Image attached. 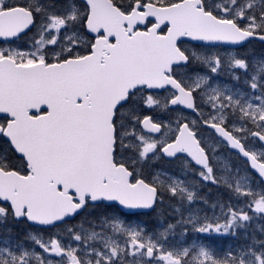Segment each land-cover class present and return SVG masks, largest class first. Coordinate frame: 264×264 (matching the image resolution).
<instances>
[{
    "label": "snow or ice",
    "instance_id": "1",
    "mask_svg": "<svg viewBox=\"0 0 264 264\" xmlns=\"http://www.w3.org/2000/svg\"><path fill=\"white\" fill-rule=\"evenodd\" d=\"M171 7L178 10L179 16L170 52L156 67L150 82L142 87L129 85L130 90L109 105L104 124L112 155L87 178L86 188L56 180L48 184L46 199L28 198L27 185L37 176L0 127V143L12 153V162L0 166V179L14 180L25 191L19 201L0 199V223L11 219L25 222L33 229L28 233V238L34 241L31 251L21 247L18 255L9 252L15 264H30L32 256L39 264H227L204 243L195 240L188 244L167 243L168 230L176 227L173 223L157 230L158 235L153 238L144 225L126 223L130 216L117 217L107 223L114 233L124 234L123 242L109 236L98 247L90 246L97 236L95 231L86 237L81 232L85 207L100 200L114 202L129 214L156 208L159 189L152 183L155 177L150 180L147 172L141 174L140 169L112 159L129 154L130 146L135 154L133 164L136 160L141 164H151L158 158L170 160L182 153L202 169L199 175L205 183L217 185L215 169L197 134V125L224 142L237 170L243 169V183L237 181L233 186L221 178L230 197L226 208L221 204L224 218L205 219L198 224L185 220L187 226L182 228L181 240L189 231L205 236L227 234L231 229L235 235L238 223L243 227L253 216H264V77L247 74L248 53L257 50L264 55V7L254 9L252 3L240 6L237 0L216 9L210 8L205 0H176ZM13 10L22 12L24 18L13 27L0 29V70L71 68L76 61L92 54L91 41L94 34L98 35L90 27L92 0H0V13ZM171 31V26L165 24L157 29V35L164 37ZM198 43L213 48L207 59L192 51L191 46ZM182 45L188 47L182 50ZM61 47L62 54L57 51ZM241 49L247 51L238 56L236 53ZM193 57L203 61L206 74L189 71L194 67ZM225 69L231 73L233 82L241 83L240 78L244 77L243 90L238 87L233 91L230 84L221 87L213 80L222 76ZM189 77H193L192 82ZM138 92L143 94L137 95ZM200 97H204L209 108L204 115ZM173 114L175 119L170 123L168 116ZM0 121L11 123L7 115H0ZM177 189L186 192L173 180L169 196L175 197ZM74 191L79 194L74 196ZM186 198L192 202L194 193L187 191ZM232 200L240 203L233 205ZM34 232H39L40 238ZM226 255L231 258L232 252ZM240 255L243 257L244 253ZM253 255L256 264H264V255ZM240 264L245 261L241 259Z\"/></svg>",
    "mask_w": 264,
    "mask_h": 264
},
{
    "label": "water",
    "instance_id": "2",
    "mask_svg": "<svg viewBox=\"0 0 264 264\" xmlns=\"http://www.w3.org/2000/svg\"><path fill=\"white\" fill-rule=\"evenodd\" d=\"M137 8L135 4L125 15L109 0H92L90 27L103 36L95 39L92 54L76 61L74 67L0 70V115L12 119L4 130L37 176L27 185L28 198L46 199L48 184L56 180L86 188L87 178L112 155L104 124L109 105L129 91V85L142 87L154 78L178 31V10L171 5L146 4L142 12ZM23 18L19 10L0 13V29L13 27ZM146 20L154 22L147 32L132 33ZM165 24L172 31L160 37L157 29ZM180 155L199 167L189 156ZM24 196L18 182L0 179V199L19 201ZM97 203L129 214L114 202Z\"/></svg>",
    "mask_w": 264,
    "mask_h": 264
},
{
    "label": "rangeland",
    "instance_id": "3",
    "mask_svg": "<svg viewBox=\"0 0 264 264\" xmlns=\"http://www.w3.org/2000/svg\"><path fill=\"white\" fill-rule=\"evenodd\" d=\"M118 2H123L125 4L124 12H129L131 10L132 4L136 1L144 3H152L157 6H163L175 3V0H116ZM10 2H15V0H10ZM207 5L210 8L216 9L219 5L220 7H228L231 4V0H205ZM238 5L243 6L246 3H252L254 9H259L264 7V0H237ZM85 47H88L87 42H84ZM92 44V43H91ZM188 46H181L182 50ZM192 51L197 53L198 55H202L204 59H207L213 52L212 47H203V46H191ZM35 51V47L32 49ZM61 54L63 53V48H58ZM245 51H238L236 54L242 55ZM191 55V52H189ZM249 67H248V75L256 74L258 77H264V57L263 56H249ZM227 59V56H225ZM253 59L255 63H253ZM194 67L190 71H199L201 74H206L203 69V61L200 59H196L193 57ZM198 65L202 68L199 70ZM241 83H236L231 80V73L225 69L224 73L220 77H213V80L219 82L222 87L224 84H230L233 91L236 88H242V81L244 79L241 76ZM193 77H189V82H192ZM211 86V82L207 87ZM207 87L204 89L205 94L207 95ZM143 93L138 92L137 95H142ZM247 97H245L246 99ZM200 107L202 108V115L207 114L209 112L208 105L204 103V97H200L199 99ZM166 114V113H165ZM181 118H183V114H181ZM168 119L171 123L173 119H175V114L168 116ZM231 122V121H230ZM236 123H239L238 121ZM197 134L200 138L201 143L207 149V154L212 162V165L215 169V174L217 177L218 184L211 185L205 183L199 173L202 171L195 169V173L192 175L190 173V162L184 158L179 157L172 163H170V169L167 170L165 168H159V165L165 163L163 162V158L154 159L151 164L145 162L141 164L139 160L133 164L132 160L135 159V154L132 151V147L129 148V154H123L126 157L118 159L122 163L128 164V166L133 169H140L141 174L145 172L148 173V177L152 180V177H155L152 180V183L156 184L158 189L166 192L169 195V186L172 184L173 180L180 184V187L184 188L187 191H191L194 193V199L192 202H188L186 198V192L182 193L177 189L176 196L178 197V207L176 213L172 215L173 221L176 225L174 229L168 230L167 243L176 244L183 243L188 244L192 240H195L197 243H204L208 247L214 250L218 259L227 261V264H240V260L243 259L245 264H256L255 256L253 253H260L264 255V216H253L251 220L244 223L243 227L239 226V223L235 227V235L232 234V230L230 229L227 234H210L202 236L201 234L192 233L189 231L187 236L181 240L180 233L182 228L187 226L184 225V221H192L193 223H202L205 219L215 220L216 218L223 219L225 209L221 207V204H224L225 208L228 206L230 197L227 189H225L223 185V180L221 178H226L228 183L233 186L237 181L243 183L241 179L243 175V169L237 170V165L234 157L226 150V147L217 140L211 133L201 130L199 125H197ZM156 154L153 153V156ZM199 185L200 189L197 188ZM210 187L213 192L218 193V198L214 201H207V191L202 190V188ZM204 194L201 196V194ZM200 196V197H199ZM201 199L200 203H197ZM204 199L206 200V204H204ZM181 202V204H180ZM233 205H238L240 202L232 200ZM118 211L114 207H110L108 209L96 208L94 210H88L84 212L83 215V229L81 230L82 236L86 237L89 232L95 231L97 233L96 237H93L90 246L98 247L103 244L106 238L111 236L114 239H118L123 242L124 234L114 233L111 224L107 223V221L112 220L114 218H124V216L117 213ZM101 217H104L102 220ZM195 217V220H193ZM159 219L158 217H153ZM2 219V218H0ZM135 222L136 224H142L141 220H138L136 217H131L130 220H126V223ZM180 221L179 224L176 222ZM169 223H172L171 221ZM145 226V225H144ZM167 224L165 223H157L155 225V229L150 230L146 226V233L152 232L153 238H156L158 235L157 230H163L166 228ZM246 229H250V235L246 238V233L244 232ZM29 231L23 232V236H26L25 241H9V237L5 233V238L0 237V249H8V251L0 250V264H15L12 260L9 252H15L17 255L20 252L21 247L25 250L31 251L34 241L28 238ZM33 234L37 235V238H40L39 232H34ZM239 236L241 239H239ZM251 249V252H249ZM232 252V257H228L226 255L227 252ZM240 253H244L243 257H241ZM30 264H39V262L35 259L34 256L30 257Z\"/></svg>",
    "mask_w": 264,
    "mask_h": 264
},
{
    "label": "trees",
    "instance_id": "4",
    "mask_svg": "<svg viewBox=\"0 0 264 264\" xmlns=\"http://www.w3.org/2000/svg\"><path fill=\"white\" fill-rule=\"evenodd\" d=\"M112 1L118 8H120L122 10L125 9V4L123 2H118L116 0H112ZM241 50L247 51V49H241ZM241 50H239V51H241ZM248 55L249 56H263L264 57V55H261L257 50H253V51L249 52ZM197 68H199V70H202V68L199 65ZM191 69H193V68H191ZM201 113H202V108H201ZM204 131H207V130H204ZM119 156L120 155L114 156L115 160H118ZM163 162L165 163V165L161 164V165H159V168H165V169L169 170L170 169V167H169L170 163L165 161V160H163ZM124 164H126V163L124 162ZM126 165H128V164H126ZM196 186L198 189H200L199 185L196 184ZM202 190L207 191V195H208L207 201L211 202V201H214L218 198V193L213 192L210 187L204 186V188H202ZM203 195L204 194L202 193L201 196H203ZM198 199L199 200L197 201V203H200L201 199L200 198H198ZM205 202H206V200L204 199V204H206ZM180 204H181V202H180ZM101 207L103 209H106V207H104L102 205H97L94 207H88L85 211L94 210L96 208H101ZM177 209H179L178 197L177 196L170 197L166 192L159 189L156 208L153 209L149 213L134 214L131 217H136L138 220H141L143 225H145L148 229L153 230V229H155V225L157 223L168 224L170 221L172 223H174L172 215L174 213H176ZM122 216L125 217V215H122ZM154 216L158 217L159 219L153 218ZM8 228H11L12 231L11 232L7 231ZM22 231L23 232L33 231V229L31 226L26 225L25 222H15L14 220H11V219L5 220L3 223H0V237L5 238V233H6L7 236L9 237L10 242L19 241V240L26 242V236H23ZM244 232L246 233V238H247V236L250 235V229H246ZM239 239H241L240 236H239Z\"/></svg>",
    "mask_w": 264,
    "mask_h": 264
},
{
    "label": "flooded vegetation",
    "instance_id": "5",
    "mask_svg": "<svg viewBox=\"0 0 264 264\" xmlns=\"http://www.w3.org/2000/svg\"><path fill=\"white\" fill-rule=\"evenodd\" d=\"M136 2H139V1H136ZM135 3V2H134ZM133 3V4H134ZM140 5H143L141 2H139ZM133 7V5H132ZM131 7V8H132ZM124 11V10H122ZM151 24V23H150ZM150 24L148 23H145L143 26H135L134 29L132 30V33H136V32H145L147 30V28L150 26ZM126 30V28L124 29ZM103 35L102 34H98L96 36L93 37V40L91 41L92 45L95 41V39H98V38H101ZM109 43H113V40H109ZM44 113V111H40L39 114H42ZM39 114H30L31 116H37ZM199 119V118H198ZM10 121H12L11 118H9ZM9 124L8 121H0V127L2 128H6L7 125ZM221 142V141H220ZM222 143V142H221ZM223 144V143H222ZM224 145V144H223ZM225 146V145H224ZM226 147V146H225ZM11 157H12V153L11 151L9 150V147L7 145H4L2 143H0V166H3V165H7L8 163L12 162L11 161ZM126 156L121 154L118 159H121V158H125ZM179 158V157H178ZM177 158V159H178ZM175 159V158H174ZM173 159V160H174ZM172 160V161H173ZM175 161V160H174ZM117 163H122L120 162L119 160H116ZM18 166H19V162H17ZM133 216V215H131Z\"/></svg>",
    "mask_w": 264,
    "mask_h": 264
}]
</instances>
